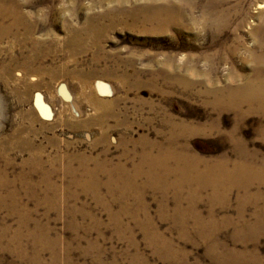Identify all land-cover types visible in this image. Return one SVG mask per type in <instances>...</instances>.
<instances>
[{
	"label": "rangeland",
	"instance_id": "374dc122",
	"mask_svg": "<svg viewBox=\"0 0 264 264\" xmlns=\"http://www.w3.org/2000/svg\"><path fill=\"white\" fill-rule=\"evenodd\" d=\"M223 1L172 0L181 6L157 21L141 9L147 0H31L28 11L44 10L36 34L44 56L30 65L41 72L23 81L16 69L7 82L0 79V264H264V217H256L264 210V185L252 191L261 193L259 201L244 203V223L238 190L227 204L211 203L210 189L203 193L196 209L205 223L214 214L211 239L195 217L176 218L177 205L188 210L189 200L179 203L172 192L164 198L154 185L145 187L143 176L135 186L145 213L134 194L117 199L106 187L101 199L79 187L76 198L45 200L33 169L34 154L44 170L71 154L131 174L148 147L144 140L164 143L181 125L206 161L234 162L241 147L262 163L264 111L250 103L239 108L226 93L258 70L264 78V0ZM73 31L79 42L72 57ZM11 41L0 43L1 66L11 63ZM13 50L17 61H29L30 48ZM25 82L37 85L28 92ZM103 134L108 144L99 140ZM58 167L61 184L63 162ZM23 174L42 185L36 196L23 186Z\"/></svg>",
	"mask_w": 264,
	"mask_h": 264
},
{
	"label": "bare ground",
	"instance_id": "6f19581e",
	"mask_svg": "<svg viewBox=\"0 0 264 264\" xmlns=\"http://www.w3.org/2000/svg\"><path fill=\"white\" fill-rule=\"evenodd\" d=\"M223 2V0H217L216 5H221ZM31 4V0H0V43L11 39L13 45L12 49H8V53L11 54V63L0 65V79L6 82L16 69L21 70L20 74L22 77L20 80L23 81H26V77L33 72H41L34 70L30 65L34 60H40L44 56V39L36 36L41 27L44 28V10L33 8L32 11H28L27 6H31ZM178 6H181L180 2L174 3L172 0H147L143 7L141 5V9L152 12L150 19L161 21V12L170 15L174 12V8ZM260 8H264V4ZM37 9L38 11H36ZM71 35L67 41V46L70 56L73 57L76 55V45L79 41L76 32H71ZM14 48H30L31 57L29 61L26 63L17 61L18 58L15 50H13ZM1 56L2 53L0 52ZM255 73L256 75L251 81L248 83L246 81L247 84L243 87L230 89L226 93V97L233 101L236 106L250 103L251 105L258 106L260 111H264V78L260 70ZM25 83L28 92L31 87L37 85ZM65 96L66 98L69 97L66 92ZM99 140L108 144V138L105 134ZM144 143L148 147L144 152L140 164L135 167L131 174L125 171L123 165H113L108 161L100 162L97 158L80 155L74 156L71 154L59 156L51 161L50 163H52L54 170H44L41 155L34 154L32 158L33 169L35 172L41 174L40 182L44 183V199L59 201L76 198L77 193H74L73 190L79 187L101 199L99 196L100 190L106 187L110 195L117 199L126 200L127 197L134 194L137 205L145 213L147 209L142 202L141 190L135 186L137 179L143 176L147 179L145 187L154 185L164 198L172 192L179 203L182 199L189 200L190 206L188 210H183L180 204L177 205V210H175L176 218L181 223H185L188 217H195L199 228L202 231L209 230L204 233H208V236L212 239L218 230L214 214L211 213V221L205 223L201 221L200 213L196 209L197 203L202 199L203 193L206 190H211L209 197L211 203L221 200L224 204H227L230 200L232 191L238 190V194L240 193L239 215L240 222L242 223L245 222L244 203L246 201L256 203L262 197L259 191L256 194H253L252 191L256 186L264 185V161L259 163L255 158L250 157L241 147L240 157L234 162H230L226 158L217 161H206L195 154L190 148L189 135L185 125L173 127V132L164 143H154L151 146L145 140ZM153 149L157 150V156H152L151 151ZM61 162H63L62 170L64 175H62L61 184H59L60 170L58 165ZM75 162H80L79 166L75 165ZM91 162L95 164L94 168L90 167ZM145 167H147V170H145ZM20 179H23V186L27 190H32L33 196H36L39 189L41 190L40 186L42 185L33 183L30 176L27 178L23 174ZM63 181H67V184H64ZM2 183L9 184L7 180H3ZM12 196L15 198L16 194L14 193ZM110 207L107 210L112 213L113 211ZM123 208V213L127 212L128 209ZM256 217L257 219L264 217V210L258 211ZM146 218L150 224L149 215ZM154 237L162 245L170 247L171 243L169 241L162 239L159 235Z\"/></svg>",
	"mask_w": 264,
	"mask_h": 264
}]
</instances>
